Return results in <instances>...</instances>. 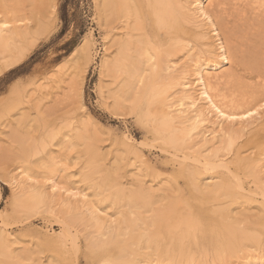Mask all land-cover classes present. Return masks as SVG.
Instances as JSON below:
<instances>
[{
  "label": "bare ground",
  "instance_id": "obj_1",
  "mask_svg": "<svg viewBox=\"0 0 264 264\" xmlns=\"http://www.w3.org/2000/svg\"><path fill=\"white\" fill-rule=\"evenodd\" d=\"M35 1L0 0V73L51 27L55 0ZM94 1L99 92L150 138L123 133L107 157L73 121L90 37L64 63L67 77L44 78L35 101L9 92L18 121L9 163L19 162L5 175L8 221L49 210L61 228L25 251L1 223L0 264H264V0ZM148 140L169 155L164 183L153 165L157 180L141 182ZM74 147L68 156L81 164L69 177L63 156Z\"/></svg>",
  "mask_w": 264,
  "mask_h": 264
},
{
  "label": "rangeland",
  "instance_id": "obj_2",
  "mask_svg": "<svg viewBox=\"0 0 264 264\" xmlns=\"http://www.w3.org/2000/svg\"><path fill=\"white\" fill-rule=\"evenodd\" d=\"M47 1L49 2L51 0ZM31 2L38 4L35 0H31ZM26 7L29 8V5ZM50 25L51 27L49 30L42 34L43 36L39 35V38H37L38 40L34 41V44L29 51H27L22 61H18L7 69H3L0 73V169H3V176L0 175V224L3 222L9 223L7 227L12 236H20V238H18V249L25 251L34 248L37 244H44L47 242L46 236L49 233H57L60 231L61 222L54 217L52 218V211L49 210L32 214L27 221H8V219H13V217L8 215L13 214L11 205L12 190L11 183L7 179L9 174L7 176L5 175L7 170L12 168L8 166L19 162L17 159L15 162L9 163L15 146L11 141V139H14L12 135L13 128H15V124L18 122L13 114L7 112L5 101L9 97V92H23L26 94L25 99H27L28 102L32 103L35 101H30L29 98L30 96L32 99L38 97V92L35 91V88L39 87L40 84L56 74L60 76L62 73L64 78L67 77L65 74L66 68H63L64 63L72 59L74 56H72V51L75 47L80 45L82 39H84V37H90L93 40L94 46V51L92 52L94 54L93 59H90L87 64H83L81 59L78 60V62L82 64L83 84L81 88V99L84 106L81 108L78 101L77 104H74L72 108V113L75 116L73 117V121L79 120L78 124L82 125L81 128L84 130V133L88 135L90 140L91 138L99 139L100 145L104 148H102V150L109 152L107 157H110L113 152H116L114 142V145L111 146L112 138L119 139V142H121L120 137L123 133H129L136 141L143 140L144 137L150 138L145 128L142 127L131 114H119L115 107L109 103L111 101L110 98L108 96L104 97L99 92L98 82H100L99 80L101 79L99 74V60L103 53V31L99 27L95 1L55 0V8ZM243 54L248 56L245 52H243ZM246 56L244 57L246 59H243L248 61L249 58ZM180 57L183 58L182 54L173 56L172 59L176 58L175 60H177V58ZM182 58L180 59L181 61ZM237 67L240 69L245 67L243 60ZM44 78L47 79L44 81ZM106 78L107 77H105V79ZM49 84L54 90L60 93L63 91V84L57 81ZM250 136L249 134V139L252 141V137ZM243 138H248L247 134H245ZM151 143L155 145L154 142L148 140L147 145L149 146L146 145L142 148V153L144 152L143 155L148 165L145 171L149 172L148 175H150V178L148 175L144 177L140 176L142 179L141 182H149L151 178L156 179L151 174L150 170V165H153L156 169H160H157L159 172L157 179L164 183V178L166 179L167 175L172 174L171 164L166 160L169 155L164 151L162 152L158 147L154 148ZM249 145L247 144L246 147ZM250 146L254 148L252 145ZM252 148H250L249 151H251ZM77 149V147L71 150L66 149L68 152L63 156L64 168H66L65 172L68 173L69 177H72L70 173L75 172L81 164L79 160L76 159V156H68L69 151L72 154L76 152ZM242 154H246V152H242ZM242 154L241 156H243ZM61 162L62 161L59 163ZM136 164L137 163H135V165ZM33 171L36 173L35 170ZM132 172L133 174L137 173L136 169ZM137 175H140V173H137ZM133 177H135V175ZM256 207L257 205L252 208L248 206V210H255ZM257 213H260V211L257 210ZM14 219L18 220L16 218ZM45 253L46 251L42 252L43 258ZM81 264H84V262Z\"/></svg>",
  "mask_w": 264,
  "mask_h": 264
},
{
  "label": "snow or ice",
  "instance_id": "obj_3",
  "mask_svg": "<svg viewBox=\"0 0 264 264\" xmlns=\"http://www.w3.org/2000/svg\"><path fill=\"white\" fill-rule=\"evenodd\" d=\"M233 119H234V117H233Z\"/></svg>",
  "mask_w": 264,
  "mask_h": 264
}]
</instances>
